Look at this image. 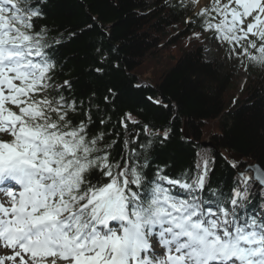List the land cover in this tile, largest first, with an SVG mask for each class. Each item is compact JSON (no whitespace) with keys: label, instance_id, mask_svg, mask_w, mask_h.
I'll return each mask as SVG.
<instances>
[{"label":"snow or ice","instance_id":"obj_1","mask_svg":"<svg viewBox=\"0 0 264 264\" xmlns=\"http://www.w3.org/2000/svg\"><path fill=\"white\" fill-rule=\"evenodd\" d=\"M54 2L0 0V264H264V154L222 156L227 182L215 156L177 168L173 127L147 118L177 104L148 95L122 110L111 31L92 3L82 23L56 24ZM175 7H191L193 38L211 33L245 73L264 70V0ZM74 41L79 91L63 52Z\"/></svg>","mask_w":264,"mask_h":264},{"label":"trees","instance_id":"obj_2","mask_svg":"<svg viewBox=\"0 0 264 264\" xmlns=\"http://www.w3.org/2000/svg\"><path fill=\"white\" fill-rule=\"evenodd\" d=\"M186 1L183 3L189 5ZM81 2L93 4L92 15L102 17L98 23L111 31L110 43L119 49L116 55L122 65V110H132L131 105L143 107V98L148 95L177 104L171 115L151 106L147 113L152 123H170L173 127L174 139L167 155L177 168L191 166L198 156H215L213 179L227 182L231 169L222 156L234 161L232 156L241 155V160L247 161L253 153L264 154V70L259 66L251 68L246 81L238 86L235 72L222 60H207L204 46L211 34L193 38V33L201 32V28L198 21L193 27L185 24V19L192 16L191 7L180 14L175 7L180 0H55L50 15L56 24L82 23L86 9L80 6ZM166 48L178 49L179 57L164 65L154 81L143 78L140 69L146 60L159 59L156 55ZM63 52L75 57L69 61V68L73 78L80 81L79 91L86 82L82 75L87 67L84 43L74 41ZM128 81L147 87L133 89ZM117 115H113V120ZM207 138L211 146L205 147Z\"/></svg>","mask_w":264,"mask_h":264},{"label":"rangeland","instance_id":"obj_3","mask_svg":"<svg viewBox=\"0 0 264 264\" xmlns=\"http://www.w3.org/2000/svg\"><path fill=\"white\" fill-rule=\"evenodd\" d=\"M186 2L187 4H190V0H187ZM206 2L207 0H199L200 6H203ZM204 53L207 60L218 58L223 61L227 68H231L235 72V81L238 86L243 85V83L246 81L248 74L245 73L243 68L237 65L235 61L225 59L223 49L218 48L214 41L210 40L205 44ZM156 56L159 59L156 60L155 57H153L146 60L144 66L140 69V74H143V78L154 81L157 78L158 72L161 71L164 65L175 62V60L179 57V52L178 49L169 50L166 48ZM211 127L213 128V125ZM212 131H214V129H212ZM205 140L208 141V138Z\"/></svg>","mask_w":264,"mask_h":264},{"label":"water","instance_id":"obj_4","mask_svg":"<svg viewBox=\"0 0 264 264\" xmlns=\"http://www.w3.org/2000/svg\"><path fill=\"white\" fill-rule=\"evenodd\" d=\"M184 132H185V136H186V138L188 137V132H187V128H186V124H185V126H184ZM208 145H210L211 146V143L210 142H204L203 143V146H208ZM236 157V156H235ZM242 158V156L240 155V156H237L236 157V159H241Z\"/></svg>","mask_w":264,"mask_h":264}]
</instances>
